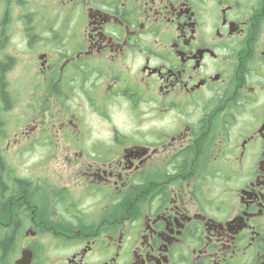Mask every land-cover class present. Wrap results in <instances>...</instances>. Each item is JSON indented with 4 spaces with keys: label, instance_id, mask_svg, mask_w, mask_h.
<instances>
[{
    "label": "flooded vegetation",
    "instance_id": "flooded-vegetation-1",
    "mask_svg": "<svg viewBox=\"0 0 264 264\" xmlns=\"http://www.w3.org/2000/svg\"><path fill=\"white\" fill-rule=\"evenodd\" d=\"M1 88L0 264H264V0H0Z\"/></svg>",
    "mask_w": 264,
    "mask_h": 264
},
{
    "label": "rangeland",
    "instance_id": "rangeland-1",
    "mask_svg": "<svg viewBox=\"0 0 264 264\" xmlns=\"http://www.w3.org/2000/svg\"><path fill=\"white\" fill-rule=\"evenodd\" d=\"M28 79V75H27V71L25 70V66L24 64H22L19 68H17L16 73L12 76V81H13V85L14 87L17 86L18 90L21 92H24V84L25 82L27 83L29 80ZM91 119V118H90ZM93 121H95V127H96V131L97 128L101 125L97 122V120H89V122L93 125Z\"/></svg>",
    "mask_w": 264,
    "mask_h": 264
},
{
    "label": "trees",
    "instance_id": "trees-1",
    "mask_svg": "<svg viewBox=\"0 0 264 264\" xmlns=\"http://www.w3.org/2000/svg\"><path fill=\"white\" fill-rule=\"evenodd\" d=\"M3 92H4L3 88H1L0 94H3ZM26 188H27V184L18 180V184L15 186V189H16L15 193L20 192V191L24 192ZM18 223L19 222H14L12 228L18 225ZM12 238L13 236L10 233L9 235H5L4 238L1 239V247L3 248L4 251L8 250L11 247L12 241H13Z\"/></svg>",
    "mask_w": 264,
    "mask_h": 264
}]
</instances>
